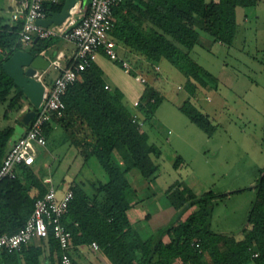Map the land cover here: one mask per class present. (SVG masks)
I'll return each mask as SVG.
<instances>
[{"label":"trees","instance_id":"16d2710c","mask_svg":"<svg viewBox=\"0 0 264 264\" xmlns=\"http://www.w3.org/2000/svg\"><path fill=\"white\" fill-rule=\"evenodd\" d=\"M257 1L117 0L112 6L114 24L110 35L116 44L122 45L125 56L121 58L130 62V74L136 75L134 66L141 68L134 56L146 59L148 63L167 59L191 81L190 90L194 93L199 84L205 83L203 76L209 75L190 55L198 30L231 44L240 15L245 17L244 8L254 6ZM62 3L63 0L45 2L44 9L47 14L50 10L59 11ZM21 26L20 21L9 24L0 16V101L8 98L10 110L21 109L23 98L29 100L3 69L2 63L17 49L27 48L35 55L40 54L52 38L33 39L28 46H23L18 40ZM115 61L122 66L121 60ZM103 76V70L92 62L67 87L63 95V113H52L45 123L46 137L54 124H59L79 159L85 163L95 157L105 174L104 180L90 181L87 188L83 180L65 182V189H72L73 198L62 221L71 231L74 245L96 241L112 264H264V168L256 179V195L246 225L240 232L211 229L213 202L218 194L211 189L197 194L187 186L178 185L179 182L166 191L177 211L175 217L149 237H141L128 214L133 206L132 197L137 195L129 172L136 168L151 182L158 170L152 156L159 157L161 151L155 143L149 142L147 132L138 123L143 120L139 113L128 107L122 90L108 84L105 87ZM160 101V93L146 81L134 106L151 115ZM29 105L32 106L30 102ZM180 108L199 127L212 133L213 127L207 118L189 100H185ZM11 132L12 127L0 129V163ZM180 162L182 157L179 155L173 166L177 168ZM31 165L22 164L15 178L0 179V235L13 233L24 225L35 199L49 186L35 175ZM187 210L190 211L186 217H182ZM45 246L48 258L54 260L55 257L61 262L62 250L51 232L38 244L29 242L19 250H5L2 262L41 264ZM255 249L259 255L253 257Z\"/></svg>","mask_w":264,"mask_h":264},{"label":"rangeland","instance_id":"374dc122","mask_svg":"<svg viewBox=\"0 0 264 264\" xmlns=\"http://www.w3.org/2000/svg\"><path fill=\"white\" fill-rule=\"evenodd\" d=\"M89 1L82 0L80 8L85 2L87 6ZM259 8H264V1ZM244 9L248 21L240 15L231 44L215 39L207 31L198 30L190 55L209 75L203 76L205 83L199 84L194 93L190 90L191 81L167 59L148 63L146 59L134 56L141 67L134 66L135 74L141 73L161 95V101L151 115L129 104L143 120L141 129L148 133L149 141L161 151L156 158V178L148 181V187L136 195L150 211L151 220L143 222L147 225L144 227L146 232H156L168 224L163 225L167 219L171 221L175 217L177 211L166 191L179 182L181 184L178 185L187 186L197 194L208 189L218 194L210 219L214 231L237 233L246 225L248 211L256 195L254 185L264 168V11H258L256 5ZM0 15L10 17L8 2L3 11L0 9ZM48 44L40 54L49 61L55 56L57 45H72L61 37H52ZM116 49L120 56H125L121 44L117 43ZM117 67L122 69L120 64ZM57 74L58 69L53 65L43 72L42 81L47 89ZM132 77L134 74L131 73V80ZM134 83L138 90L143 87V83ZM22 100L27 101L25 98ZM185 100H189L207 118L213 127L211 134L180 108ZM7 102L8 98L0 101V129L11 125L14 136L23 115L18 109H8ZM37 150L31 167L47 186L52 183L57 189L64 190L65 182L70 180L77 183L83 180L89 186L90 181L105 179L95 157L87 163L80 162L81 159L79 162L74 160L79 159L75 157L77 151L59 124H54L46 137V144L38 145ZM179 155L182 162L175 168L173 163ZM136 170L129 172L133 185ZM189 211H184L182 217H186ZM74 246L73 243L69 249L70 255H74ZM77 262L86 264L85 258Z\"/></svg>","mask_w":264,"mask_h":264},{"label":"built area","instance_id":"2783aa9c","mask_svg":"<svg viewBox=\"0 0 264 264\" xmlns=\"http://www.w3.org/2000/svg\"><path fill=\"white\" fill-rule=\"evenodd\" d=\"M9 1V24H15L18 21L22 24L18 33L20 43L28 45L35 37H61L72 43L73 49L68 56L63 50H59L49 61V66L53 65L58 69V74L50 87L48 89L45 87L43 98L40 104L34 107V114L24 133L7 149L0 163V179L15 178L22 164L31 165L35 162L38 153L37 146L46 144L45 123L50 120L52 113L56 115L63 113L65 108L63 95L67 87L76 80L81 71L91 65L96 53L102 51L112 60H121V67L125 72L129 73L131 68L130 62L119 55L116 49L117 44L110 35L114 24L112 6L117 0H90L88 7L82 12H79L77 8V1L69 8V14L64 21L48 26L38 22V19L48 16L44 9L46 0ZM57 1L59 0H52V2ZM42 77L43 71L36 76L41 80ZM134 77L142 83L146 82V78L141 73ZM105 87L108 85L105 84ZM138 123L142 124L141 121ZM72 198L73 191L70 187H67L59 196L55 185L50 183L44 194L35 199L33 210L24 225L13 233L0 235V264H3L2 253L5 250H19L23 244L33 239H47L50 232L62 250L61 263L70 264L69 249L73 245L72 236L62 218ZM90 246L96 250L99 249L96 241H92ZM258 255L259 251L253 250L252 256Z\"/></svg>","mask_w":264,"mask_h":264},{"label":"crops","instance_id":"0c3cea01","mask_svg":"<svg viewBox=\"0 0 264 264\" xmlns=\"http://www.w3.org/2000/svg\"><path fill=\"white\" fill-rule=\"evenodd\" d=\"M81 1L82 0H78V2L76 3L77 8L79 9V12H82L87 8V6H86L87 2H85L84 7L82 9L80 8ZM262 1H264V0H258L257 3L255 4L258 11H261L260 9H262L264 11V8H259V7H261ZM7 2H8V6H9L10 5L9 0H0L1 11H3L6 8ZM46 3L50 4V3H52V0H46ZM244 12H245L244 21H248V17L246 16V14H247L246 9ZM0 16L6 22H8L9 16L8 17H4L3 15H0ZM257 18H259V15H257ZM56 48H57L55 51L56 53L59 50H63L65 52V54L68 56L72 52L73 45H70V46L68 45V46H63V47H58V45H57ZM93 62L96 63L103 70V73L105 75L104 79H105L106 84H108L110 87H113V86L119 87L122 90V92L125 94V98L128 102L127 103L128 107H129V104L134 106L136 104V102L138 101V98H139L145 84L143 83V87H141V89L138 90V87L136 86V84L134 82L135 81H138L139 83H142V82L137 80L135 77L134 78L132 77L133 79L131 80V78H130L131 74L128 72H125V70L123 68L122 69L118 68L117 65H119V64L116 61H113L112 59H110L102 51H100L94 55ZM29 106H30L29 102L27 103V101H25L23 106L21 107V109H19L20 113L23 115ZM134 112H136L138 114V111L134 110ZM27 125H28V123L21 121V126L19 127V129H17L15 135L14 136H12V134L10 135L9 140H8V144H7V149L9 148V146L11 145V143L14 140L18 139L24 133ZM4 127H12V126L6 125ZM148 137H149V135H148ZM7 149H6V151H7ZM75 157H78L77 152L75 154ZM152 158L156 162V158L154 156H152ZM90 159H88L85 163L90 161ZM74 160L79 162L80 159L75 158ZM80 162H82V161H80ZM134 169L136 170V168H134ZM134 177L135 178H134L133 182L135 184L134 185L132 183L131 184L137 192L139 190L141 191V190L145 189L146 187H148V183H149L148 180L145 177L141 176L138 169L136 170V172H134ZM84 185L86 186V185H88V183L85 181ZM87 187L88 186H86V188ZM62 192H63V189L60 190V188L58 187V194H61ZM132 202H133V206L128 210L130 220L133 223V225L135 226V228L137 229V231L139 232V234H141V237L147 238L146 236L149 237L151 234H153V231L146 232L144 227L147 225L143 223L144 221H147L150 218L149 217L150 216L149 208L146 206L147 204H145L144 201H141V199H138V197L136 195L132 197ZM149 220H151V218ZM168 222L169 221L167 219L163 223V225L167 224ZM142 234H144L145 236ZM30 243L38 244L39 239H33L30 241ZM72 249H73L72 251H73L74 255H70L71 256V263L70 264H81V263L77 262V261L81 262V258H85L86 264H100V263L112 264L109 261V259L106 257V255L102 252L101 249L96 250V249L92 248L89 243L78 244V245L74 246ZM47 255H48V248H47V246H45L44 247V253L41 255V264H63V263L59 262V260H57L55 257H54V260H50V258H48Z\"/></svg>","mask_w":264,"mask_h":264},{"label":"water","instance_id":"95a60500","mask_svg":"<svg viewBox=\"0 0 264 264\" xmlns=\"http://www.w3.org/2000/svg\"><path fill=\"white\" fill-rule=\"evenodd\" d=\"M78 0H63L59 11L50 10L48 16L38 19V22L48 26L60 24L69 14V8ZM38 38L35 37L34 41ZM3 69L13 79L15 84L23 91L32 106H29L23 114V121L28 123L34 114L33 107H37L44 95L46 85L37 74L49 67V60L41 54H33L25 49L15 50L8 59L2 63Z\"/></svg>","mask_w":264,"mask_h":264}]
</instances>
